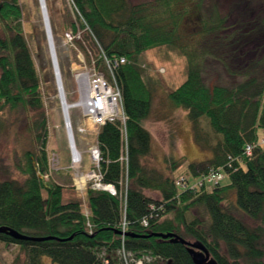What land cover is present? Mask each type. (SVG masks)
<instances>
[{
	"label": "trees",
	"instance_id": "obj_1",
	"mask_svg": "<svg viewBox=\"0 0 264 264\" xmlns=\"http://www.w3.org/2000/svg\"><path fill=\"white\" fill-rule=\"evenodd\" d=\"M184 1L70 0L75 22L87 31L84 41L98 51V69L120 92L125 116L124 125L107 121L99 134L107 161L103 182L121 194L86 189L88 219L74 201L62 202L60 186L41 181L47 172L46 122L42 82L25 39L31 26L18 0L0 2V119L6 110L22 108L34 142L15 165L22 180H0V227L44 239L18 240L0 232V245L16 249L12 264H118L122 247L149 258L146 264H193L184 245L155 234L200 243L217 264H264V147L259 145L264 139V0H258L248 24L231 32L225 33L223 18L204 20L201 39L191 45L179 35L189 10ZM71 27L76 28L73 22ZM160 46L176 48L186 59V78L168 99L186 111L194 142L209 152L188 163L187 174L194 179L220 174L225 183L208 188L205 179L199 188H179L145 164L151 135L144 122L152 96L138 56ZM211 65L218 70L206 80ZM203 122L212 142L202 133ZM166 163L171 171L177 168L174 161ZM146 191L157 193L159 201ZM198 209L205 219L189 216ZM122 218L125 238L117 234Z\"/></svg>",
	"mask_w": 264,
	"mask_h": 264
},
{
	"label": "rangeland",
	"instance_id": "obj_2",
	"mask_svg": "<svg viewBox=\"0 0 264 264\" xmlns=\"http://www.w3.org/2000/svg\"><path fill=\"white\" fill-rule=\"evenodd\" d=\"M144 1L153 2V0H128L131 4ZM186 1L184 5L188 6L189 10L181 21L179 35L182 42L190 45L196 40L199 41V38L201 39L199 32L204 20L216 16L223 18L224 29H228L225 33L231 32L237 26L243 27L248 24L253 19L259 5L258 0ZM18 3L24 11V20L28 21L31 26V31L25 35V39L34 67L42 82L41 92L46 122L44 153L47 172L41 176V181L45 186L49 184L60 186L62 202H76L85 218L88 219L90 213L84 192L88 188L98 191L92 187L95 176H90L92 156L88 148L89 142L95 141L96 136L81 131L84 119L82 118L83 108L79 101L82 89L85 87V80L79 83L78 78L85 73L87 80L93 78L95 71L98 70L95 60L99 54L97 49L92 51L84 41L87 31L81 30L79 24L75 22L70 0H44L57 67L62 72L60 79L62 94H60L39 0H18ZM183 8V5L178 7L180 10ZM72 22L76 27L75 30L71 27ZM0 37H2L1 29ZM138 63L152 96L151 114L144 122L146 130L151 135V151L145 164L165 177L173 178L179 188L184 186L199 188L205 179L206 182L203 183L211 188L216 182L207 180V178L194 179L187 174L188 163L204 160L209 157V152L201 150L194 142L186 111L175 108L168 99L169 93L186 78L185 57L176 48L160 46L142 52L138 56ZM74 66L78 69L77 72L72 71ZM209 70L212 73L206 70L204 77L206 80H211L210 78L215 76L214 73L218 69L213 66ZM219 72L225 80V73L222 70ZM62 99L68 106L66 109L68 118L65 116ZM26 116L23 109L19 107L6 110L2 115L3 118L0 119V180H22V175L15 165L25 151L34 148L32 136L27 128ZM66 119L69 121L67 122ZM201 127L203 135H207L204 137L212 142L214 136L210 133V129L204 122L201 123ZM69 132L78 152L80 159L78 162L72 155ZM122 138L124 140L123 136ZM168 160L174 161L177 165L175 171L169 169L166 163ZM185 177L189 183H186ZM223 180L224 177L221 175L218 182L225 183L226 180ZM108 194L115 196L120 195L121 192H117L113 186ZM145 194L152 200L159 201L157 193L146 191ZM43 196H46V191H43ZM189 216L199 219L206 218V214L200 209L193 210ZM123 222L125 221L122 218L119 224L121 229H125ZM142 224L146 225V222L142 221ZM119 232H121V238L127 237L125 230H119ZM15 254L14 246L0 245V264H12ZM142 257L143 255L136 258L142 259Z\"/></svg>",
	"mask_w": 264,
	"mask_h": 264
},
{
	"label": "built area",
	"instance_id": "obj_3",
	"mask_svg": "<svg viewBox=\"0 0 264 264\" xmlns=\"http://www.w3.org/2000/svg\"><path fill=\"white\" fill-rule=\"evenodd\" d=\"M119 63H123V60H120ZM96 70V69H95ZM86 74V73H85ZM85 77V87L87 86L89 93H87V104L82 111V118L84 119L83 127H81L82 132L89 133L91 135L96 136L95 141L89 142L88 148L89 153L92 156V170L90 172V176H95L94 182L92 184L93 189L98 191H109L113 189V186L109 183H104L101 168L102 163H107L106 160L103 159L101 149L99 146L98 136L101 132L102 127L107 121H118L120 125H124L125 116L123 113V107L121 102V96L119 90L115 86H111L104 75L100 72V70H96L92 79L87 80ZM84 82V81H83ZM62 105L66 104L64 99H62ZM67 106V104L65 105ZM67 109V107H66ZM67 111V110H66ZM66 118V112H65ZM68 122L69 120L66 119ZM125 133L122 129V136L124 137ZM71 140V149L77 155L74 159L76 161H80L78 152L75 149V146L72 142V136L70 135ZM125 140V139H124ZM125 142V141H124ZM260 146H264V139L259 142ZM125 149V148H124ZM247 154H250V148H247ZM78 157V158H77ZM126 158L121 155L120 161H125ZM76 163V162H75ZM221 178L220 174L211 175L207 177V180L217 182ZM108 192V193H109ZM115 194V193H114ZM125 226V222L122 223ZM124 230V229H121ZM118 264H146L150 263L149 258L142 257V259H137L133 256L129 251H126L123 247L117 251Z\"/></svg>",
	"mask_w": 264,
	"mask_h": 264
},
{
	"label": "water",
	"instance_id": "obj_4",
	"mask_svg": "<svg viewBox=\"0 0 264 264\" xmlns=\"http://www.w3.org/2000/svg\"><path fill=\"white\" fill-rule=\"evenodd\" d=\"M40 4V9L42 13V18H43V23H44V29L46 32L48 44H49V49H50V54H51V60L53 63L54 71H55V79H56V84L59 90V93L62 94L61 91V81L58 79V72H57V63L55 59V54H54V48L51 40V35H50V27H49V22H48V17H47V12L45 11V5H44V0H39ZM0 232L1 233H6L9 236L13 237L14 239L18 240H33V241H41L44 240L42 238H29L24 235H21L13 230L0 227ZM117 234H121V232H117ZM125 236H129L128 234L125 233ZM156 237H160L162 239H170L172 243H180L184 245L187 249V252L191 256L192 263L193 264H217V262L210 257L209 252L206 250V248L200 244V243H191L187 242L184 239H182L179 236H176L174 234H155Z\"/></svg>",
	"mask_w": 264,
	"mask_h": 264
},
{
	"label": "bare ground",
	"instance_id": "obj_5",
	"mask_svg": "<svg viewBox=\"0 0 264 264\" xmlns=\"http://www.w3.org/2000/svg\"><path fill=\"white\" fill-rule=\"evenodd\" d=\"M44 5H45V3H44ZM62 10V9H61ZM45 11H46V7H45ZM76 70V72L78 71V69L74 66V68L72 69V71H75ZM57 72H58V79H61V74H62V72L58 69V67H57ZM75 72V73H76ZM84 76H82V75H80L79 76V78H78V80H79V83H82L83 81H84ZM86 84V83H85ZM87 93H89V90H88V88H87V86L86 87H84V89H82V93H81V99H80V101H79V104L81 105V106H83V108H85L86 107V105L85 104H87ZM66 105V104H65ZM64 105V107H63V109H64V112H66V107L68 108V106H65ZM73 152V155L76 157L77 155L75 154V152L74 151H72Z\"/></svg>",
	"mask_w": 264,
	"mask_h": 264
}]
</instances>
